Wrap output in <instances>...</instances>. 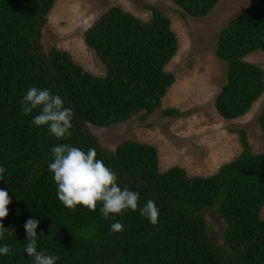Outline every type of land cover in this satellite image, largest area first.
I'll use <instances>...</instances> for the list:
<instances>
[{
	"label": "trees",
	"instance_id": "trees-1",
	"mask_svg": "<svg viewBox=\"0 0 264 264\" xmlns=\"http://www.w3.org/2000/svg\"><path fill=\"white\" fill-rule=\"evenodd\" d=\"M181 17L203 19L219 0H169ZM56 0H0V189L8 191L9 215L0 223L15 229L0 240L13 248L0 264H34L25 252V222L39 221L38 250L58 256L56 264H264V152L254 153L245 129L242 152L210 177H190L174 166L161 171L158 150L149 144L124 141L106 150L90 127H111L138 116L142 122L161 109L176 82L167 71L179 52L171 19L160 9L143 21L122 8L111 7L85 33V43L105 68L96 76L64 50L43 46L48 17ZM264 53V0L244 9L224 27L215 55L226 65V82L215 99L226 121L246 116L264 96V70L247 58ZM50 89L74 111L70 138L57 139L47 126L37 127L19 101L30 87ZM166 118L188 115L178 109L161 111ZM264 141V104L257 119ZM145 127H152L145 124ZM71 144L97 158L118 176L123 189L140 194L159 209L158 226L136 211L105 220L83 206H63L57 196L52 148ZM224 222L221 239L210 231L208 216ZM114 222L123 225L112 232Z\"/></svg>",
	"mask_w": 264,
	"mask_h": 264
},
{
	"label": "rangeland",
	"instance_id": "rangeland-1",
	"mask_svg": "<svg viewBox=\"0 0 264 264\" xmlns=\"http://www.w3.org/2000/svg\"><path fill=\"white\" fill-rule=\"evenodd\" d=\"M255 2L219 0L213 13L203 19H194L181 17L179 9L169 0H56L44 31L43 46L46 50L67 51L86 71L104 76V66L85 43L86 31L111 7L118 6L143 21L152 17L147 6L162 10L172 21L179 52L167 67L177 80L164 98L161 109L146 122L138 115L127 123L105 128L91 126L90 130L110 152L124 141L133 140L158 150L161 171L179 166L190 177H210L242 152L239 136L232 131L245 129L254 153L264 152L262 131L257 122L264 96L246 116L235 121L222 119L214 106L216 96L226 82V65L215 55L219 34ZM247 61L264 70L263 52L251 54ZM166 109H178L188 115L166 118L161 114ZM145 124L152 127H145ZM207 221L210 231L220 240L224 231L222 219L213 212Z\"/></svg>",
	"mask_w": 264,
	"mask_h": 264
},
{
	"label": "clouds",
	"instance_id": "clouds-1",
	"mask_svg": "<svg viewBox=\"0 0 264 264\" xmlns=\"http://www.w3.org/2000/svg\"><path fill=\"white\" fill-rule=\"evenodd\" d=\"M19 104L25 116L39 109L31 121L35 126H47L49 134L57 139L71 137L74 111L65 107L64 100L59 95L52 94L50 89L30 87ZM52 154L54 160L48 165V169L53 173L57 196L64 207L74 210L77 206H83L90 211H96L99 204L100 214L105 220L110 217L114 219L115 215L126 210L136 211L139 208L141 216L153 226H158L159 209L155 202L148 200L140 207L139 192L128 187L122 189L118 184L117 174L97 158L95 148L84 151L71 144H58L52 148ZM4 172L5 168L0 167V180H4ZM11 202L8 191L0 189V221L9 215L8 206ZM38 226L39 221L36 219L29 218L25 222V252L33 258L34 264H56L58 256L49 255L46 250H38V239L47 237L43 232L37 235ZM12 230L15 229L5 228L0 223V240H4L5 233ZM110 230L121 232L123 225L114 222ZM13 251L7 244L0 246V255L7 256Z\"/></svg>",
	"mask_w": 264,
	"mask_h": 264
}]
</instances>
